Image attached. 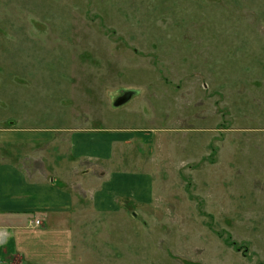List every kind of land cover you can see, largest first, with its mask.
Returning <instances> with one entry per match:
<instances>
[{
    "label": "rangeland",
    "instance_id": "rangeland-1",
    "mask_svg": "<svg viewBox=\"0 0 264 264\" xmlns=\"http://www.w3.org/2000/svg\"><path fill=\"white\" fill-rule=\"evenodd\" d=\"M11 127L117 134L153 199L82 212L72 261L1 260L264 264V0H0Z\"/></svg>",
    "mask_w": 264,
    "mask_h": 264
},
{
    "label": "crops",
    "instance_id": "crops-1",
    "mask_svg": "<svg viewBox=\"0 0 264 264\" xmlns=\"http://www.w3.org/2000/svg\"><path fill=\"white\" fill-rule=\"evenodd\" d=\"M100 130L0 129V257L72 261L82 212L116 210L125 198L153 199L140 159L126 166L123 139Z\"/></svg>",
    "mask_w": 264,
    "mask_h": 264
},
{
    "label": "water",
    "instance_id": "water-1",
    "mask_svg": "<svg viewBox=\"0 0 264 264\" xmlns=\"http://www.w3.org/2000/svg\"><path fill=\"white\" fill-rule=\"evenodd\" d=\"M127 100V97L126 98H123V99H121V100H118V102H117V104L119 105V104H122L123 102H125Z\"/></svg>",
    "mask_w": 264,
    "mask_h": 264
},
{
    "label": "built area",
    "instance_id": "built-area-1",
    "mask_svg": "<svg viewBox=\"0 0 264 264\" xmlns=\"http://www.w3.org/2000/svg\"><path fill=\"white\" fill-rule=\"evenodd\" d=\"M0 264H10V263H8V262L3 261V260L0 259Z\"/></svg>",
    "mask_w": 264,
    "mask_h": 264
},
{
    "label": "trees",
    "instance_id": "trees-1",
    "mask_svg": "<svg viewBox=\"0 0 264 264\" xmlns=\"http://www.w3.org/2000/svg\"><path fill=\"white\" fill-rule=\"evenodd\" d=\"M231 244L234 245V246L237 247V248H241V246L236 245L235 242H232V241H231Z\"/></svg>",
    "mask_w": 264,
    "mask_h": 264
}]
</instances>
